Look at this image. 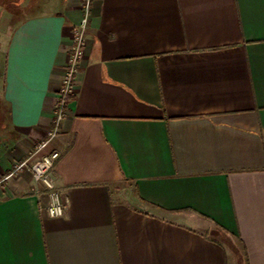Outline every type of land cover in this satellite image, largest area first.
<instances>
[{"label":"crops","instance_id":"0c3cea01","mask_svg":"<svg viewBox=\"0 0 264 264\" xmlns=\"http://www.w3.org/2000/svg\"><path fill=\"white\" fill-rule=\"evenodd\" d=\"M89 1L75 93L34 155L85 0L15 3L0 264H264V0ZM52 149L68 199L55 218L31 168L11 172Z\"/></svg>","mask_w":264,"mask_h":264},{"label":"built area","instance_id":"2783aa9c","mask_svg":"<svg viewBox=\"0 0 264 264\" xmlns=\"http://www.w3.org/2000/svg\"><path fill=\"white\" fill-rule=\"evenodd\" d=\"M90 9V1L85 0L84 3V18L80 25L72 31V43L69 48V60L66 65V70L62 78V83L57 93L55 104H53V121L50 129L46 134L45 139L35 144L36 154L40 150L46 148L48 144L52 143V140L58 136L61 130V125L66 115V108L69 97L75 92L74 78L78 71V65L83 57L84 47L86 44V30L88 23V16ZM60 152L56 149H52L42 156L37 157L32 162L30 159H24L14 164L12 174H17L19 171L24 170L27 167L31 168L34 180L42 184L48 192L50 198L48 207V213L51 217H62L65 215L68 205V199L62 196L60 189L55 183L53 176L54 168L57 160L59 159Z\"/></svg>","mask_w":264,"mask_h":264},{"label":"rangeland","instance_id":"374dc122","mask_svg":"<svg viewBox=\"0 0 264 264\" xmlns=\"http://www.w3.org/2000/svg\"><path fill=\"white\" fill-rule=\"evenodd\" d=\"M12 1H14V3ZM17 2L18 0H0V79L2 72L1 63L3 61L2 55L6 42L11 33L10 29H12L13 25L20 18H24V16L26 15L25 11L17 9L18 7L15 4Z\"/></svg>","mask_w":264,"mask_h":264}]
</instances>
